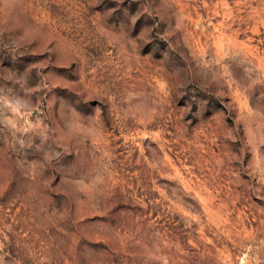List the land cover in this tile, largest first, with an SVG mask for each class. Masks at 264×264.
<instances>
[{
  "label": "rangeland",
  "instance_id": "1",
  "mask_svg": "<svg viewBox=\"0 0 264 264\" xmlns=\"http://www.w3.org/2000/svg\"><path fill=\"white\" fill-rule=\"evenodd\" d=\"M0 264H264V0H0Z\"/></svg>",
  "mask_w": 264,
  "mask_h": 264
}]
</instances>
